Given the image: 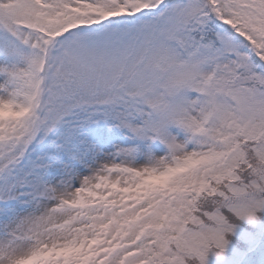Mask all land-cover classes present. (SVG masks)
<instances>
[{"label":"snow or ice","instance_id":"1","mask_svg":"<svg viewBox=\"0 0 264 264\" xmlns=\"http://www.w3.org/2000/svg\"><path fill=\"white\" fill-rule=\"evenodd\" d=\"M264 210V0H0V264H207Z\"/></svg>","mask_w":264,"mask_h":264},{"label":"trees","instance_id":"2","mask_svg":"<svg viewBox=\"0 0 264 264\" xmlns=\"http://www.w3.org/2000/svg\"><path fill=\"white\" fill-rule=\"evenodd\" d=\"M256 222L236 220L233 232L222 258H217L215 250L208 253L207 261L212 264H257L263 255L264 210L257 213ZM264 264V263H262Z\"/></svg>","mask_w":264,"mask_h":264},{"label":"rangeland","instance_id":"3","mask_svg":"<svg viewBox=\"0 0 264 264\" xmlns=\"http://www.w3.org/2000/svg\"><path fill=\"white\" fill-rule=\"evenodd\" d=\"M263 245H264V238H263ZM259 262L261 263H264V249H263V255H262V258L259 260ZM261 263V264H262ZM207 264H212L210 261H207Z\"/></svg>","mask_w":264,"mask_h":264}]
</instances>
